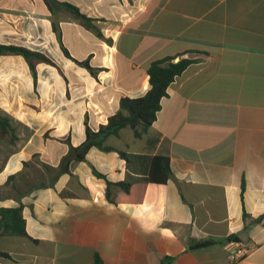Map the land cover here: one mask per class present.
<instances>
[{
  "label": "crops",
  "instance_id": "crops-1",
  "mask_svg": "<svg viewBox=\"0 0 264 264\" xmlns=\"http://www.w3.org/2000/svg\"><path fill=\"white\" fill-rule=\"evenodd\" d=\"M0 45L52 61L0 56V115L16 136L0 141V208L22 203L37 241L0 237V264H264V0H0ZM166 58L195 61L142 137L123 128L103 142L114 151L66 163ZM157 156L165 183L149 181ZM107 182L135 196L113 185V203ZM239 244L253 249L230 263Z\"/></svg>",
  "mask_w": 264,
  "mask_h": 264
},
{
  "label": "trees",
  "instance_id": "trees-1",
  "mask_svg": "<svg viewBox=\"0 0 264 264\" xmlns=\"http://www.w3.org/2000/svg\"><path fill=\"white\" fill-rule=\"evenodd\" d=\"M69 14L81 22L86 27L95 30L97 35L101 36L100 31L93 25V20L88 18L80 10L70 4H64ZM64 54L68 55L67 50L62 48ZM18 55L22 56L29 64L32 70L38 63H52V61L39 52H34L23 46L0 45V56ZM166 58L155 60L150 63L147 73L149 75V89L145 95L137 98H122L120 100L119 111L108 119L106 125H101L98 132H88L86 142L76 148H72L71 155L65 159L66 163L72 159L75 162L85 160L86 153L92 147H98L105 151H114V148L104 146L103 142L111 135L117 136L123 128L130 127L134 131L136 138H141L147 129L153 125L157 119L158 112L161 109V101L168 96V88L180 76L189 65L195 60L189 58ZM0 137L9 140V143L16 141L14 130L8 118L0 115ZM123 158H126L124 152H118ZM101 178H105L97 173ZM171 176L169 159L157 156L152 160L149 173V181L152 183H165ZM13 177L9 178V181ZM107 198L113 203H119L122 199L112 198L110 192L111 186L120 187L127 202L135 196L136 190L133 185L127 182L110 183L107 182ZM124 198V199H126ZM123 199V201H125ZM21 237L32 240L26 230V221L23 217V204L19 203L17 207L0 208V237ZM234 237H230L233 239ZM37 242L36 240H32ZM212 241H205L197 245V248H207L213 246ZM0 256L11 258L7 253L0 252ZM95 264H101V260L96 257Z\"/></svg>",
  "mask_w": 264,
  "mask_h": 264
},
{
  "label": "built area",
  "instance_id": "built-area-1",
  "mask_svg": "<svg viewBox=\"0 0 264 264\" xmlns=\"http://www.w3.org/2000/svg\"><path fill=\"white\" fill-rule=\"evenodd\" d=\"M253 247L248 244H239L233 248L228 255L230 263L239 262L247 257Z\"/></svg>",
  "mask_w": 264,
  "mask_h": 264
},
{
  "label": "rangeland",
  "instance_id": "rangeland-1",
  "mask_svg": "<svg viewBox=\"0 0 264 264\" xmlns=\"http://www.w3.org/2000/svg\"><path fill=\"white\" fill-rule=\"evenodd\" d=\"M0 141H1V142H7V143H9V140L4 139V138H1V137H0Z\"/></svg>",
  "mask_w": 264,
  "mask_h": 264
}]
</instances>
